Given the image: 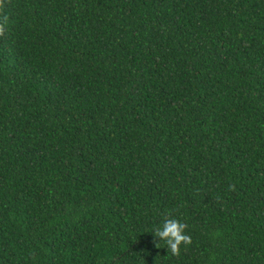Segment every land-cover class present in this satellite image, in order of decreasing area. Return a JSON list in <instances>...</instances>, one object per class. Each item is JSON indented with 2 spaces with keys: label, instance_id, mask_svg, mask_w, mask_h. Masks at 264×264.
I'll return each instance as SVG.
<instances>
[{
  "label": "trees",
  "instance_id": "trees-1",
  "mask_svg": "<svg viewBox=\"0 0 264 264\" xmlns=\"http://www.w3.org/2000/svg\"><path fill=\"white\" fill-rule=\"evenodd\" d=\"M3 14L0 264H264V0Z\"/></svg>",
  "mask_w": 264,
  "mask_h": 264
},
{
  "label": "clouds",
  "instance_id": "clouds-1",
  "mask_svg": "<svg viewBox=\"0 0 264 264\" xmlns=\"http://www.w3.org/2000/svg\"><path fill=\"white\" fill-rule=\"evenodd\" d=\"M7 2L8 0H0V36L4 35L8 25L9 17L3 14ZM229 188L235 191L233 185L230 184ZM186 228V223L174 218L171 213H167L164 216L162 225L154 228L152 232L154 238H159V241L162 240L166 243L167 251H170L174 256H178L181 244L189 245L192 242L191 236L185 232ZM156 246L158 247V243Z\"/></svg>",
  "mask_w": 264,
  "mask_h": 264
}]
</instances>
